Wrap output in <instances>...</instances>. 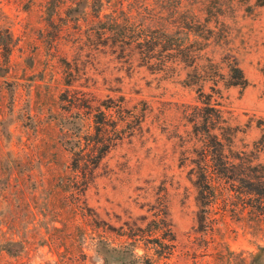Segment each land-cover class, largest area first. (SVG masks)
I'll return each instance as SVG.
<instances>
[{"label":"rangeland","instance_id":"obj_1","mask_svg":"<svg viewBox=\"0 0 264 264\" xmlns=\"http://www.w3.org/2000/svg\"><path fill=\"white\" fill-rule=\"evenodd\" d=\"M144 29L179 39L182 57L156 47L145 58L130 38ZM228 62L246 85L228 83ZM73 96L147 107L96 169L85 216L50 184L68 173L64 140L82 124L90 129L85 111L60 100ZM200 100L225 118L226 152L264 172V1L0 0V264H78L81 247L88 263L103 264L93 220L118 228L153 218L166 220L176 243L157 264H224L229 250L250 258L264 246V221L231 209L222 216L217 204L212 227L204 222L203 142L189 121ZM99 253L107 264L130 258Z\"/></svg>","mask_w":264,"mask_h":264},{"label":"trees","instance_id":"obj_2","mask_svg":"<svg viewBox=\"0 0 264 264\" xmlns=\"http://www.w3.org/2000/svg\"><path fill=\"white\" fill-rule=\"evenodd\" d=\"M130 38L140 46L145 58L153 57L156 47L174 50L180 56L185 48L177 38L164 33L158 35L145 29L137 33L132 31ZM227 68L229 84H247L241 68L235 62H228ZM203 95L201 91L200 96ZM60 100L68 102L70 108L77 109L79 114L80 111H85L91 118V125L90 129H82L84 124L80 125L77 132H71L64 140L67 145L65 150L69 152L68 173L54 177L50 184L69 192L65 197H71L68 209L72 214L85 216L88 208L84 201V191L93 180L96 169L117 142L131 135L140 126L147 107L142 101L128 107L122 96L107 97L96 102L77 96L61 97ZM200 102L203 106L197 108L198 114L191 116L189 121L196 132L201 134L203 142L197 161L196 184L205 224L212 227L213 218L209 212L217 204L223 207L222 216L231 209L237 215L264 221V172L258 169V164H253L240 154L226 152L225 146L230 142L231 135L225 118L208 101ZM215 129L219 133H213ZM56 142L58 143L57 140ZM93 222L97 231L95 252L103 260V264H107V258L100 255V249L127 253L129 260L121 261V264H157L161 258L169 257L176 246L175 234L163 218L150 219L144 225L124 223L118 228L106 222ZM138 248L143 252L139 253ZM78 255V264H91L87 262L88 254L82 247ZM232 256H235V260ZM249 257L247 259L243 253L229 250L228 255L224 256V264H264V246L250 252Z\"/></svg>","mask_w":264,"mask_h":264}]
</instances>
